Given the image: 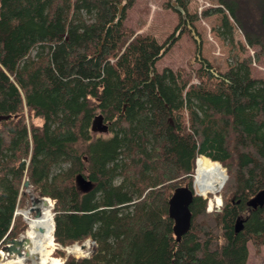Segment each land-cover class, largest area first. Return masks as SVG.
I'll return each mask as SVG.
<instances>
[{
    "label": "trees",
    "instance_id": "1",
    "mask_svg": "<svg viewBox=\"0 0 264 264\" xmlns=\"http://www.w3.org/2000/svg\"><path fill=\"white\" fill-rule=\"evenodd\" d=\"M175 1L181 22L160 42L126 24L135 0H0V116L10 115L0 122V248L27 229L17 209L30 186L53 201L55 242L96 240L86 258L55 250L62 264H247L250 243L261 252L264 78L252 64L264 57V0H216L201 13L221 14L218 34L231 42L235 23L254 55L225 71L204 57L160 71L199 19ZM100 118L107 135L93 131ZM202 155L226 169L222 204L209 211L213 195L195 194L178 240L169 199L193 190Z\"/></svg>",
    "mask_w": 264,
    "mask_h": 264
},
{
    "label": "rangeland",
    "instance_id": "2",
    "mask_svg": "<svg viewBox=\"0 0 264 264\" xmlns=\"http://www.w3.org/2000/svg\"><path fill=\"white\" fill-rule=\"evenodd\" d=\"M168 1L135 0L134 4L127 9L126 24L135 29L136 32L154 34L160 42H163L176 30L181 22L179 12L175 8L176 4L173 6V2L176 1L170 0L172 6L165 7L164 4ZM215 5H217L216 0H188V10L193 14H199L205 8ZM221 19V14L212 15L207 18L199 15V19L195 21L193 26L195 28L194 33L192 30L187 29L182 32L171 49L157 62V68L161 71L165 67L173 69L179 66L187 67V62L190 59L204 57L218 66L222 71H225L230 66H234L238 60L247 54L254 55L255 49L246 43L244 33L237 25H235L234 29L235 42L224 40L219 36L218 27L221 24ZM241 43L245 44L247 51L242 50ZM194 66H199V61H195ZM252 70L255 76L264 78V57L259 62H253ZM25 114L26 122L30 126L29 112L26 110ZM36 121L40 122L39 119ZM104 134L107 135L108 132ZM194 190L197 191L195 188ZM26 191L30 193V198L22 206H19L17 211L23 215V210L31 209L33 215H37L41 210L35 208V206L43 201L44 198H40L30 186H28ZM212 194L214 203L209 208L219 209L222 203L221 196L219 193L218 195L217 193ZM22 234L12 243L10 242L6 245V247L0 248V264H15L11 261V256L15 252L17 244L20 243ZM249 247L257 263L264 261V251L263 253H256L251 243ZM58 249L59 247L55 245L54 250L57 251ZM20 252L22 254L25 253L24 250H20ZM54 257L63 261L62 257L57 255Z\"/></svg>",
    "mask_w": 264,
    "mask_h": 264
},
{
    "label": "bare ground",
    "instance_id": "3",
    "mask_svg": "<svg viewBox=\"0 0 264 264\" xmlns=\"http://www.w3.org/2000/svg\"><path fill=\"white\" fill-rule=\"evenodd\" d=\"M121 10V6H120ZM31 146V144H30ZM29 160L26 161V170ZM225 168L219 161H214L210 157L202 155L196 158V169L194 175V188L202 196L221 191L227 180ZM177 188V187H176ZM175 188V189H176ZM213 195V194H212ZM214 203V199L210 200ZM52 202L49 198H44L35 208L40 209V213L33 215L31 209L23 210V216L27 222V229L22 234V239L15 247V252L11 256V261L15 264H60L54 257V248L57 247L54 241V217L52 212ZM173 233L174 232L173 227ZM20 250H24L22 254ZM70 252L81 253L78 246L69 249Z\"/></svg>",
    "mask_w": 264,
    "mask_h": 264
},
{
    "label": "water",
    "instance_id": "4",
    "mask_svg": "<svg viewBox=\"0 0 264 264\" xmlns=\"http://www.w3.org/2000/svg\"><path fill=\"white\" fill-rule=\"evenodd\" d=\"M122 8L123 5H121V9ZM9 117L10 115H1L0 122L1 120L8 119ZM108 130L109 126L103 122V118L96 121L93 127V131L95 133H105L108 132ZM195 194H197L196 191H193L188 186H178L169 199V216L174 220V232L178 240L186 234L191 227L192 212L190 205ZM236 229L237 231L242 229L241 222L237 224Z\"/></svg>",
    "mask_w": 264,
    "mask_h": 264
},
{
    "label": "built area",
    "instance_id": "5",
    "mask_svg": "<svg viewBox=\"0 0 264 264\" xmlns=\"http://www.w3.org/2000/svg\"><path fill=\"white\" fill-rule=\"evenodd\" d=\"M96 245V241L92 238H88L87 240H85L82 244H75L73 246H69L66 247L67 251L69 253H73L75 254L77 257H81V256H89L90 253L92 252L93 247ZM74 246H78L81 249V253H74V252H70L69 249H72Z\"/></svg>",
    "mask_w": 264,
    "mask_h": 264
},
{
    "label": "crops",
    "instance_id": "6",
    "mask_svg": "<svg viewBox=\"0 0 264 264\" xmlns=\"http://www.w3.org/2000/svg\"><path fill=\"white\" fill-rule=\"evenodd\" d=\"M264 251V246L261 249L260 253H263ZM247 264H264V261L257 263V260L253 257V254H251L250 247H249V258Z\"/></svg>",
    "mask_w": 264,
    "mask_h": 264
}]
</instances>
